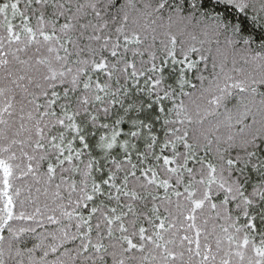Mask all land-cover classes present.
I'll return each mask as SVG.
<instances>
[{
    "label": "snow or ice",
    "instance_id": "1",
    "mask_svg": "<svg viewBox=\"0 0 264 264\" xmlns=\"http://www.w3.org/2000/svg\"><path fill=\"white\" fill-rule=\"evenodd\" d=\"M0 264H264V0H0Z\"/></svg>",
    "mask_w": 264,
    "mask_h": 264
},
{
    "label": "trees",
    "instance_id": "2",
    "mask_svg": "<svg viewBox=\"0 0 264 264\" xmlns=\"http://www.w3.org/2000/svg\"><path fill=\"white\" fill-rule=\"evenodd\" d=\"M240 19H244L242 16L240 17ZM246 25L251 28V21L247 20L245 21ZM257 31H259V28H257ZM200 45L197 43V47H199ZM205 47H212L213 50L215 49V44H206ZM191 59L193 61H198V66L197 68L193 69L191 72L188 73L189 78L192 80L193 83L197 84L199 86V80L197 79V76L203 74L205 76L208 75L209 71L211 70V63L209 62L208 65V70L205 71L204 70V63L202 61H199V53H195L192 54ZM189 91H191V89H187Z\"/></svg>",
    "mask_w": 264,
    "mask_h": 264
}]
</instances>
